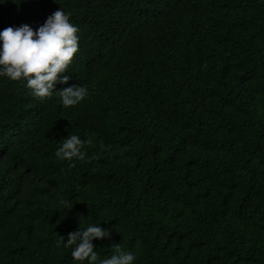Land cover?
Segmentation results:
<instances>
[{"label": "trees", "instance_id": "trees-1", "mask_svg": "<svg viewBox=\"0 0 264 264\" xmlns=\"http://www.w3.org/2000/svg\"><path fill=\"white\" fill-rule=\"evenodd\" d=\"M56 10L79 28L68 83L41 101L0 77V264H79L57 241L90 224L101 259L264 264V0H0V32ZM71 134L98 159L58 160Z\"/></svg>", "mask_w": 264, "mask_h": 264}, {"label": "clouds", "instance_id": "clouds-1", "mask_svg": "<svg viewBox=\"0 0 264 264\" xmlns=\"http://www.w3.org/2000/svg\"><path fill=\"white\" fill-rule=\"evenodd\" d=\"M78 33L79 28L71 22L70 14L64 10L52 13L38 30L28 24L5 28L0 32V77L26 81L32 94L41 101L52 97L57 83L67 84L70 80L67 73L79 51ZM58 95L65 108L75 107L87 98L88 88L75 84L61 89ZM92 145L91 138L82 139L79 135L71 134L62 140L55 156L60 161L91 163L98 159L95 154L91 157L87 155L85 149ZM100 148L104 149L103 142ZM60 204V210L73 207V204L65 200L60 201ZM110 236L111 229L90 224L69 233L66 242L60 236L57 246L71 248L72 258L79 264H135L136 254L121 244L112 245L114 252L110 257H99L92 241Z\"/></svg>", "mask_w": 264, "mask_h": 264}]
</instances>
